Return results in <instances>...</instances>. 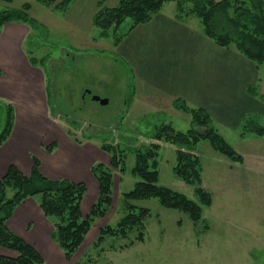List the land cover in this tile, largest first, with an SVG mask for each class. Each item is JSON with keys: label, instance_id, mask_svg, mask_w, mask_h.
I'll return each mask as SVG.
<instances>
[{"label": "rangeland", "instance_id": "rangeland-1", "mask_svg": "<svg viewBox=\"0 0 264 264\" xmlns=\"http://www.w3.org/2000/svg\"><path fill=\"white\" fill-rule=\"evenodd\" d=\"M61 1L46 5L38 0H0V11L22 10L33 21L15 18L0 26V94L5 95L0 96V132L12 107V128L39 137L38 147L31 153L32 166L37 158L47 169L48 175L42 171L46 176L86 184L83 217L99 193L91 170L97 162L111 172L112 197L106 213L92 221L83 242L67 258L53 237L54 220L44 214L39 195L30 196L49 222L47 238L55 244L42 254L31 243L44 264H264V136L251 134L241 142V127L236 131L220 126L219 131L243 156L242 162L219 153L208 140L196 144L200 186L210 192L212 200L202 206L200 220H192L178 208L162 206L155 197L141 198L135 202L148 208L143 227L128 230L125 236L106 233L97 240L101 226L119 230L118 224L127 214L124 194L142 180L133 171L135 151H145L153 142L160 146L157 183L200 202L196 185L174 172L175 145L151 137L158 125L171 123L175 129H188L190 115L164 94L137 81L118 56L117 41L128 31L130 18L119 26L111 25L106 35L94 23L96 12L103 6L118 5L120 0H71L58 8ZM105 83L113 84L116 91L103 89ZM85 87L94 94L83 96ZM95 94L107 96L109 102L101 104L92 98ZM249 119L264 126V116ZM103 145L123 155L118 166L111 165V154ZM6 152L20 164L26 160V154L14 148ZM13 193L8 188L7 196Z\"/></svg>", "mask_w": 264, "mask_h": 264}, {"label": "trees", "instance_id": "trees-1", "mask_svg": "<svg viewBox=\"0 0 264 264\" xmlns=\"http://www.w3.org/2000/svg\"><path fill=\"white\" fill-rule=\"evenodd\" d=\"M38 1L50 5L54 0ZM70 1L62 0L57 7H66ZM168 1L176 3L178 18L183 20L188 16L197 17L204 34L218 45L234 46L257 65L264 62V0H120L118 5L103 6L101 11L96 12L94 23L102 28V33L106 35L111 25L119 26L126 18H130L129 31L138 24L150 21ZM25 7L29 8V3ZM15 18L33 22L32 18L22 10L5 8L0 11V26L5 21ZM126 33L119 36L117 45ZM248 91L253 94L254 88L249 86ZM172 102L176 108L190 115L191 126L186 130H178L171 123L158 125L151 137L153 140L162 139L175 145L174 172L186 183L196 185L195 191L199 195L200 202L188 198L178 190L157 183L156 158L160 148L158 143H151L145 151L130 149L135 151L136 155L133 171L141 175L142 180L124 194L123 202L127 208V214L119 222L117 227L119 230L111 228L110 225L101 226L98 229V241L102 240L106 233L125 236L128 230L143 227L148 208L139 206L135 202L141 198L155 197L162 206L178 208L186 212L192 220H200L202 206H208L212 201L210 192L200 186L201 161L199 154L196 153V144L200 140H208L216 151L232 161H243V156L220 133L206 109L191 106L180 98L173 99ZM12 111L11 107L5 126L0 132V145L11 132ZM198 127H202L203 130H199ZM241 128L242 137L250 134L264 136V126L252 122L249 118L244 119ZM102 147L111 154V165L118 166L121 158H124L122 155L124 153H120L122 155L120 157L116 151H110L109 145ZM33 162L28 175L11 163L5 174L0 177V246L16 252L14 256L0 254V264H44L41 253L34 245L10 230L6 224L15 206L26 198L39 195L41 209L46 216L54 220L53 237L64 250L67 258L83 242L92 221L97 216H103L106 213V206L111 202L112 176L101 162L91 167L98 182L99 193L85 217L81 212V200L86 191V184L83 181L50 178L40 170V162L37 158ZM8 188L14 190L11 196H7Z\"/></svg>", "mask_w": 264, "mask_h": 264}, {"label": "crops", "instance_id": "crops-1", "mask_svg": "<svg viewBox=\"0 0 264 264\" xmlns=\"http://www.w3.org/2000/svg\"><path fill=\"white\" fill-rule=\"evenodd\" d=\"M195 18H178L176 3L165 2L150 21L125 34L116 52L137 81L171 100L180 98L191 106L206 109L218 129L223 126L238 131L244 119L264 116V62L257 65L234 46L218 45L204 34ZM249 86L254 88L253 94L248 91ZM250 135H240L241 142H246ZM38 141L36 133L20 134L16 127L12 128L0 145V176L11 162L28 174L31 153ZM10 148L25 153V162L20 164L7 156ZM40 169L48 175L42 164ZM34 198L28 197L18 204L6 224L43 254L44 248L52 249L55 244L47 238L50 224ZM7 251L0 246V254H14Z\"/></svg>", "mask_w": 264, "mask_h": 264}, {"label": "flooded vegetation", "instance_id": "flooded-vegetation-1", "mask_svg": "<svg viewBox=\"0 0 264 264\" xmlns=\"http://www.w3.org/2000/svg\"><path fill=\"white\" fill-rule=\"evenodd\" d=\"M102 86V88L103 89H105V90H111V92H114V91H116V89H115V86L113 85V84H109V83H105L104 85H101ZM88 94H90V95H92V94H94V93H92V90L90 89V88H84V90H83V96H86V95H88ZM105 97H107V96H105ZM129 99V98H128ZM128 99H124V104H127L128 103ZM126 107V106H125ZM125 107L123 108V111L125 110Z\"/></svg>", "mask_w": 264, "mask_h": 264}, {"label": "water", "instance_id": "water-1", "mask_svg": "<svg viewBox=\"0 0 264 264\" xmlns=\"http://www.w3.org/2000/svg\"><path fill=\"white\" fill-rule=\"evenodd\" d=\"M92 98L94 100L99 101L101 104H107L109 102V98L108 97H101L100 95H93Z\"/></svg>", "mask_w": 264, "mask_h": 264}]
</instances>
